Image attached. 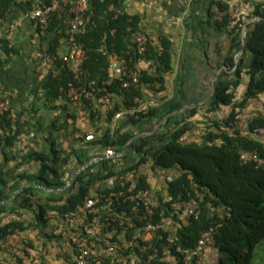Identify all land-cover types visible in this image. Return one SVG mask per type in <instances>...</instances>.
<instances>
[{
  "label": "trees",
  "instance_id": "trees-1",
  "mask_svg": "<svg viewBox=\"0 0 264 264\" xmlns=\"http://www.w3.org/2000/svg\"><path fill=\"white\" fill-rule=\"evenodd\" d=\"M260 1L254 8L255 19L249 22L246 18L250 17H243L241 12L231 16V0L212 1L210 16L215 17L220 27L228 28L232 44L224 61L226 70L217 77L209 106L202 109V118L196 122L189 118L201 107L187 108L178 118L171 113L181 108L179 99L159 106L151 101L152 97L164 102L167 99L165 76L172 70L170 41L162 36L157 47L145 34L147 47L144 54H139L129 42L130 34L141 30L139 19L125 11V0L89 1L85 25L77 35L85 50L79 78L59 59L58 74H49L44 87L53 96L65 97L67 119L84 116L93 126L95 139L88 144L111 147L115 155L88 163L90 158L86 153L77 154L79 170L72 179L70 175L68 180H62L68 156L55 147L42 154H24L18 150L17 142L25 133L21 115L11 106L0 110V142H3L1 150L7 149L6 160L16 157L22 159L20 163L33 157L39 160L35 178L27 174L13 178L12 169L0 170V264H34L28 247L40 250L48 264V251L72 245V240L58 231L76 232L69 225L70 220L92 191L104 188L105 182H140L139 187H150V176L161 173H167L163 181L172 201L192 199L200 211L197 219L180 221L177 244L192 248L204 230L216 226L213 264H252L257 246L264 242V166L256 167L253 161L241 163L239 156L242 151H256L264 159V142L237 127L235 122L249 101L264 93V0ZM35 2L0 0V19L14 5L29 10ZM212 7L217 10L213 15ZM62 23L63 18L54 15L47 33L56 31ZM55 47L56 43L50 44L48 51L55 53ZM103 47L107 54L101 51ZM0 51L8 52L7 39L2 36ZM239 51L235 61V53ZM112 53L125 60L126 72H138L137 82L124 74L111 77L108 54ZM141 58L152 62L151 71L136 66ZM3 63L0 52V67ZM126 81L127 85H123ZM243 81L246 87L241 94L238 89ZM71 85L84 90H89L90 85L91 98L81 92L77 106L72 105L67 96ZM117 113L121 115L115 119ZM204 115L210 118L204 119ZM250 117V130L264 126V116ZM200 120L204 124L201 134L196 139L187 138ZM85 137L86 134L79 140L86 141ZM172 171L176 172L171 175ZM12 179H27L29 184L13 185L9 183ZM69 180L70 185L64 188ZM172 201L160 199L155 218L162 211L169 215ZM14 233L26 234L22 247L3 244ZM30 233L34 239L27 237ZM58 259L62 264H74L70 253L59 254ZM180 259L177 264H182Z\"/></svg>",
  "mask_w": 264,
  "mask_h": 264
},
{
  "label": "crops",
  "instance_id": "crops-1",
  "mask_svg": "<svg viewBox=\"0 0 264 264\" xmlns=\"http://www.w3.org/2000/svg\"><path fill=\"white\" fill-rule=\"evenodd\" d=\"M212 1L125 0L124 2L125 11L138 17L139 28L149 35L157 47L162 36L171 43L172 70L165 76L167 99L164 102L152 97L151 101H155L159 106L179 99L182 103L181 108L171 113L178 118L187 108L201 107L195 116L189 118L192 122L202 118V109L209 106L215 81L221 71L226 70L224 61L232 44L228 28L220 27L215 22V17L210 16L209 7ZM231 1L233 2L231 13L235 11L236 15L243 13V17H250L246 18L247 22L255 19L254 8L261 2L260 0ZM213 8L212 15L217 12ZM29 12L30 9L14 5L0 25L2 29L10 26L8 32H3L1 35L7 39L8 52L0 51L4 60L0 67V96L9 102L15 113L21 115L25 127L24 135L17 142V149L22 150L24 154L49 153L52 147L60 149L62 154L68 156L65 173L62 175V180L66 181L70 175L72 179L79 170L77 154L86 153L85 150L89 148L91 153L86 154L91 160L99 156L104 147L99 144H88L87 142L90 141L79 140L84 134L90 132L94 134L93 126L87 123L84 116L76 120L67 119L64 108V105H67L65 97L53 96L47 93L44 87L49 75L41 70L44 57L49 52L50 44L54 43L58 54L67 53L66 26L61 24L57 26L56 31L41 35L37 22ZM244 30L245 26L242 33ZM129 42L132 44L130 37ZM240 53V51L235 53V61ZM136 66L151 71L153 64L149 60L139 59ZM245 87L246 81H243L238 91L242 94ZM148 94L152 96L151 93ZM242 115L264 116V93L258 98L251 99ZM207 118L210 117L204 115V119ZM115 119L111 123L112 126L115 125ZM203 125L200 120L187 138L196 139L201 134L200 128ZM260 139L264 142V135ZM2 146L1 141L0 170L12 169L13 178L21 174L31 175L30 178L36 177L39 160L34 157L23 163H20L22 159L19 157L6 160L4 152L7 149L2 151ZM175 172L172 171L171 175ZM166 176L167 173H161V176L151 175L150 180L154 186L162 188L163 178ZM9 183L13 185L17 183L20 187L29 184L27 179H12ZM59 254L60 249L48 251L47 263L62 264L58 259ZM203 255L208 264H213L216 260V251L212 246L207 247Z\"/></svg>",
  "mask_w": 264,
  "mask_h": 264
},
{
  "label": "built area",
  "instance_id": "built-area-1",
  "mask_svg": "<svg viewBox=\"0 0 264 264\" xmlns=\"http://www.w3.org/2000/svg\"><path fill=\"white\" fill-rule=\"evenodd\" d=\"M89 1L52 0L50 3H45L44 0H36L30 8L29 13L37 22L41 35L47 32L54 15L57 18H63L62 24L66 26L67 53L61 55L57 52H48L43 60L42 71L56 76L59 70L57 61L63 59L70 66L75 78H79L85 50L77 35L85 25ZM236 13V11L231 13V16L234 17ZM2 20L0 19V25ZM9 28L10 26L4 29L0 27V36L3 32H8ZM130 38L136 51L144 54L147 47L145 33L141 30L133 31ZM101 51L104 54L108 53L106 47L101 48ZM108 56L111 77L124 74L132 82H137L138 72L135 70L126 72L123 58L115 53L108 54ZM110 81L111 79L108 82ZM123 85H127V81ZM88 87L89 90L75 85L69 87L67 96L72 105L77 106L81 92H84L85 97L91 98L93 87L90 85ZM9 108V102L0 99V110ZM120 115L121 113H117L115 117ZM251 121L249 115H241L235 125L260 138L264 135V126L250 130ZM85 139L92 141L95 136L90 132L86 134ZM113 155H115L113 148H103V152L91 159L89 163L101 157L108 158ZM239 160L241 163L253 161L256 167L264 166V159L256 151L240 152ZM105 183L104 188L89 194L85 205L80 207L78 214L70 220L69 225L76 232L59 229V233L72 240V245L69 248L62 247L60 254L70 253L74 264L92 262L96 264H154V262L161 261L167 264H177L180 258L182 264H208L203 253L207 247L214 244L216 226H210L204 230L192 248H181L177 244L180 221L188 222L200 216L195 201L192 199L182 202L172 201L167 195L166 187L154 186L153 182H150V187H139L140 182ZM69 185L70 182H67L64 188ZM160 199L172 201L170 214L165 216L162 211L159 212L160 216L155 218V210ZM24 238L25 234L14 233L5 239L3 244L22 247ZM26 249L34 264H45V258L40 250L31 247Z\"/></svg>",
  "mask_w": 264,
  "mask_h": 264
},
{
  "label": "rangeland",
  "instance_id": "rangeland-1",
  "mask_svg": "<svg viewBox=\"0 0 264 264\" xmlns=\"http://www.w3.org/2000/svg\"><path fill=\"white\" fill-rule=\"evenodd\" d=\"M161 110H164V108H161ZM85 152L88 154L91 153V150L87 148ZM93 155V154H92ZM138 157V154L136 158ZM90 162V161H89ZM88 162V163H89ZM24 234V233H23ZM26 235V234H25ZM28 238L34 239V235L32 233L28 234ZM255 258L252 262V264H264V242L257 246L256 252H255Z\"/></svg>",
  "mask_w": 264,
  "mask_h": 264
},
{
  "label": "water",
  "instance_id": "water-1",
  "mask_svg": "<svg viewBox=\"0 0 264 264\" xmlns=\"http://www.w3.org/2000/svg\"><path fill=\"white\" fill-rule=\"evenodd\" d=\"M245 35V30L243 31V36ZM83 167H85V166H83Z\"/></svg>",
  "mask_w": 264,
  "mask_h": 264
}]
</instances>
